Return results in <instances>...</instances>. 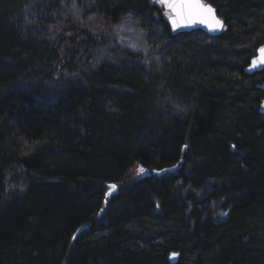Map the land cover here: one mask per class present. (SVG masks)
<instances>
[{
    "label": "trees",
    "instance_id": "obj_1",
    "mask_svg": "<svg viewBox=\"0 0 264 264\" xmlns=\"http://www.w3.org/2000/svg\"><path fill=\"white\" fill-rule=\"evenodd\" d=\"M33 1L0 0V264H264V73H244L264 0H204L215 35L152 0L26 28ZM125 19L144 51L120 46Z\"/></svg>",
    "mask_w": 264,
    "mask_h": 264
},
{
    "label": "rangeland",
    "instance_id": "obj_2",
    "mask_svg": "<svg viewBox=\"0 0 264 264\" xmlns=\"http://www.w3.org/2000/svg\"><path fill=\"white\" fill-rule=\"evenodd\" d=\"M152 1L157 6L162 5L160 0H152ZM40 4H43L41 0H34L30 4V6H28V8L25 10L24 12L25 24L24 25L26 26V28H29L31 27V25L36 24L37 21L35 17H41V16H43V18L50 17V19H53L54 21L56 20L62 21L64 19L70 18L73 21L80 23L81 25H84V22H85V17H84L85 14H84V9H83L84 7H80V5H76L74 0H64V1L58 2L56 6L59 9V12L58 10H55L54 8V10L52 9L50 13L48 14L49 16H47L46 12L42 9L38 11L39 7H43V6H38ZM36 7H38L37 11H36ZM162 14H163V17L166 19L170 16V13L165 8H163ZM119 36L121 37V39H119V43H120V46H122L123 48H127L129 50H134L138 52L144 51L145 46L142 40L141 30L138 29L135 26V24L128 21L127 19L123 20L121 23V29H120ZM144 62L146 61L140 60V63H144Z\"/></svg>",
    "mask_w": 264,
    "mask_h": 264
},
{
    "label": "water",
    "instance_id": "obj_3",
    "mask_svg": "<svg viewBox=\"0 0 264 264\" xmlns=\"http://www.w3.org/2000/svg\"><path fill=\"white\" fill-rule=\"evenodd\" d=\"M201 2L203 4H205L206 6H211L210 4L206 3L204 0H201ZM162 5L164 6V8L171 14L168 18L167 21L172 28V24H171V18L174 15L172 10L169 9L161 0ZM214 10L215 8L213 6H211ZM215 16L221 20L223 22V20L217 15L216 10H215ZM182 26L177 27L175 30L173 31H190V30H195V29H201L202 31H204L205 33L209 34V35H215L220 33L223 29H224V22H223V28H214L212 26L211 20L208 21V23H200L199 20H197V22L195 23H189L187 21H181ZM264 47V44L259 45L255 51V55L253 57L250 58L249 60V64L244 68V73L248 74V75H252L254 73H260L264 70V63L261 62L262 56L261 53H259L258 49ZM253 61H255V65L253 64ZM259 89H261V91L264 92V81L261 82L260 84H258L257 86ZM259 112L264 113V98L261 99L260 101V105H259ZM233 147V146H232ZM183 161L181 160L177 165H175L174 167H172L170 170H174L179 168V166L181 165ZM146 175H149L150 172L148 170H144ZM165 170L162 171H154V173L156 174H160V173H164ZM114 185L113 183L108 184V192L106 194V198H109V196L111 194H114L117 191V187L112 188L110 186ZM87 227V225H82L78 231H81L83 229H85ZM173 253L176 254L175 257H173ZM179 257V253L178 252H172L168 255V261L173 264L176 263Z\"/></svg>",
    "mask_w": 264,
    "mask_h": 264
},
{
    "label": "snow or ice",
    "instance_id": "obj_4",
    "mask_svg": "<svg viewBox=\"0 0 264 264\" xmlns=\"http://www.w3.org/2000/svg\"><path fill=\"white\" fill-rule=\"evenodd\" d=\"M162 2L174 14L171 18L173 30L182 26L181 21L195 23L197 20L200 23H208L211 20L214 28H223V22L215 16V10L211 6L203 4L201 0H162ZM258 51L262 56L261 62L264 63V47L259 48ZM253 64L255 65V61H253ZM139 171L143 173L144 169L140 168ZM110 187L115 188L116 186L112 185ZM172 255L173 257L176 256L175 253Z\"/></svg>",
    "mask_w": 264,
    "mask_h": 264
},
{
    "label": "bare ground",
    "instance_id": "obj_5",
    "mask_svg": "<svg viewBox=\"0 0 264 264\" xmlns=\"http://www.w3.org/2000/svg\"><path fill=\"white\" fill-rule=\"evenodd\" d=\"M160 2H161V0H160ZM206 2V1H205ZM207 3V2H206ZM209 4V3H208ZM211 5V4H210ZM212 6V5H211ZM168 22V21H167ZM169 24V23H168ZM170 26V25H169ZM171 28V27H170ZM172 30V29H171ZM173 31V30H172ZM174 32H178V31H174ZM262 44H264V40H263V42L262 43H260L259 45H262ZM258 45V46H259ZM257 46V47H258ZM257 49V48H256ZM264 81V80H263ZM258 85H256L255 87L257 88V89H259L258 87H257ZM259 90H261V89H259ZM264 98V92L262 91V97L260 98V100H259V102H258V112H259V105H260V101H261V99H263ZM260 114H264V113H261V112H259ZM184 148H186V147H184ZM181 161V160H180ZM179 161V162H180ZM183 161V160H182ZM108 189H109V187H108ZM107 192H108V190H107ZM107 194V193H106ZM112 195V194H111ZM107 199L108 198H106V196H105V203H106V201H107ZM100 215V214H99ZM98 215V216H99ZM80 228V227H79ZM79 228L76 230V232H75V234H74V236L73 237H75L79 232H81V231H78L79 230ZM172 252H175V251H170L169 253H168V255L170 254V253H172ZM168 255H167V257H168ZM167 260H168V258H167Z\"/></svg>",
    "mask_w": 264,
    "mask_h": 264
},
{
    "label": "flooded vegetation",
    "instance_id": "obj_6",
    "mask_svg": "<svg viewBox=\"0 0 264 264\" xmlns=\"http://www.w3.org/2000/svg\"><path fill=\"white\" fill-rule=\"evenodd\" d=\"M263 73H264V70H263Z\"/></svg>",
    "mask_w": 264,
    "mask_h": 264
}]
</instances>
